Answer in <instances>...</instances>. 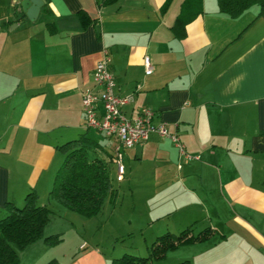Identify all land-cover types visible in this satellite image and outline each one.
Wrapping results in <instances>:
<instances>
[{
    "label": "crops",
    "instance_id": "1",
    "mask_svg": "<svg viewBox=\"0 0 264 264\" xmlns=\"http://www.w3.org/2000/svg\"><path fill=\"white\" fill-rule=\"evenodd\" d=\"M164 1L43 0L35 18L18 19L20 0H0V216L7 200L23 201L31 188L47 205L41 197L52 185L55 152L86 130L81 92L95 87L91 71L107 49L115 92L133 95L124 112L150 107L154 121H165L199 155L186 159L155 133L122 149L124 174L116 179L179 187L147 223L173 207L181 229H214L157 260L264 264V16L257 4L231 16L217 0H170L162 10ZM182 8L187 19L172 28ZM144 55L153 63L149 74ZM117 195L115 187L109 199ZM78 248L79 262L69 264L118 257L99 242Z\"/></svg>",
    "mask_w": 264,
    "mask_h": 264
},
{
    "label": "trees",
    "instance_id": "2",
    "mask_svg": "<svg viewBox=\"0 0 264 264\" xmlns=\"http://www.w3.org/2000/svg\"><path fill=\"white\" fill-rule=\"evenodd\" d=\"M111 1V0H108ZM170 0H165L161 9L165 10ZM218 9L231 16L240 14L252 4L258 5V15L264 16V0H217ZM18 19L25 17L19 5L14 7ZM186 9L182 8L176 16L172 28L183 25L187 19ZM83 24L89 17L79 12ZM192 15H190V18ZM189 18V16H188ZM88 127L74 138L67 139L58 145L64 153L49 189V195L63 206L86 216L96 214L106 198L113 200L115 187L108 173L114 153L107 151L103 144L87 134ZM5 212L0 216V264H19L18 250L24 248L38 238L47 243H55L61 239L59 233L44 235V226L49 219L50 208L38 202V194L31 188L26 191L23 203L16 205L11 200L4 204ZM214 233L210 226L192 233L187 226L178 232L165 231L158 234L148 245V253L136 255L123 253L111 260V264H154L153 260L162 258L167 250L179 244L205 240ZM180 261L179 264H184ZM53 258L45 264H55Z\"/></svg>",
    "mask_w": 264,
    "mask_h": 264
},
{
    "label": "rangeland",
    "instance_id": "3",
    "mask_svg": "<svg viewBox=\"0 0 264 264\" xmlns=\"http://www.w3.org/2000/svg\"><path fill=\"white\" fill-rule=\"evenodd\" d=\"M87 134L103 144L107 151H113L112 138L93 128H88ZM63 156L64 153L57 148L50 170L53 175ZM108 173L113 186L118 189V195L113 202L106 198L101 209L92 216H86L63 206L50 197L47 189L43 191L41 200L46 202L51 211L43 234L59 233L61 239L55 243H47L43 238H39L33 244L19 249V264H45L53 258L56 259L55 264H69L73 261L78 263L79 255L84 250L78 248L81 241H86L87 247L99 242L101 251L108 254L113 252L114 256L123 253L145 255L148 253V245L158 234L165 231L178 232L181 229L175 222L179 210L173 207L159 222L154 220L152 224L147 223L152 211H156L158 205L169 199L167 197L178 195V185H163L151 180L132 186L127 179H116L111 165ZM175 202L169 201L161 210L166 208L169 210ZM22 203L23 201L19 200L16 205ZM171 259L167 256L166 260L155 259L153 262L172 264Z\"/></svg>",
    "mask_w": 264,
    "mask_h": 264
},
{
    "label": "built area",
    "instance_id": "4",
    "mask_svg": "<svg viewBox=\"0 0 264 264\" xmlns=\"http://www.w3.org/2000/svg\"><path fill=\"white\" fill-rule=\"evenodd\" d=\"M109 62V53L107 49H103L102 57L96 61L91 71L95 87L81 92V105L84 126L115 139L113 153L116 177L121 179L124 174L122 149L146 140L152 133L169 137L184 158H198V154H191L185 150L178 133L170 131L165 121H154V111L150 107H140L132 116L124 112L122 105L132 100L133 95L131 93L120 95L115 92ZM143 65L146 74L152 72L153 63L149 55L143 56Z\"/></svg>",
    "mask_w": 264,
    "mask_h": 264
},
{
    "label": "water",
    "instance_id": "5",
    "mask_svg": "<svg viewBox=\"0 0 264 264\" xmlns=\"http://www.w3.org/2000/svg\"><path fill=\"white\" fill-rule=\"evenodd\" d=\"M43 0H20V6L29 19L36 17Z\"/></svg>",
    "mask_w": 264,
    "mask_h": 264
}]
</instances>
